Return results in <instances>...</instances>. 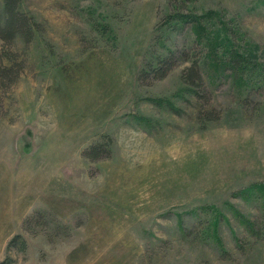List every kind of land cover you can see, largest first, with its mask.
I'll use <instances>...</instances> for the list:
<instances>
[{"label":"rangeland","instance_id":"374dc122","mask_svg":"<svg viewBox=\"0 0 264 264\" xmlns=\"http://www.w3.org/2000/svg\"><path fill=\"white\" fill-rule=\"evenodd\" d=\"M189 1H21L38 30L0 40L19 75L0 89V264H264V195L248 192L264 188L262 71L203 70L211 103L182 81L188 64L138 79L165 52L155 37L186 44L175 9L216 13L215 39L264 63V0ZM98 143L110 158L85 156ZM17 234L25 253L7 250Z\"/></svg>","mask_w":264,"mask_h":264},{"label":"trees","instance_id":"16d2710c","mask_svg":"<svg viewBox=\"0 0 264 264\" xmlns=\"http://www.w3.org/2000/svg\"><path fill=\"white\" fill-rule=\"evenodd\" d=\"M22 0H3L4 10L0 18V40L6 44L12 45L18 38H22L25 42L30 43L38 30V23L33 22V18L21 11ZM172 5L176 6L180 0H170ZM184 3H189V0H182ZM187 12H178L168 16L166 19L170 28H173L177 33L184 32L187 36V41L184 46L180 47H167L164 42H160L159 37H155V46L159 44L165 48L162 55H156L141 71L139 74V81L141 83L147 82L152 85L155 82L166 79L176 68L181 64H188L182 74V81L190 90L195 98L207 99L211 103V92L204 79L203 70L209 74L213 72V67L218 68L222 74L234 75L239 78V75L246 74L251 71L256 73L258 70L262 71L257 73L253 84L259 85V91H264V63L254 60L249 53L250 49H246L240 45H230L228 42H223L218 39L207 25L212 26V21L217 17L214 12H208L204 15H198L193 11L186 9ZM99 26V25H98ZM100 27V26H99ZM108 31V27H104ZM230 35L234 36L235 32L229 31ZM228 36V39H229ZM218 38V39H215ZM5 56V55H3ZM11 65L6 63V60L0 56V89H2V82L8 78H13L12 73L17 74L15 79H18V73L14 69L12 62ZM14 79V80H15ZM180 113L178 109H172ZM204 120L213 122L220 119V115L216 113H200ZM205 123L203 124V126ZM112 155L107 144L98 143L93 145L85 152V156L95 161L99 159L110 158ZM253 188L248 191L250 193H258L264 195V188ZM257 189V190H255ZM253 190H255L253 192ZM235 214L240 217L238 210ZM44 215L37 213L35 216L28 220L33 221L34 218ZM242 218V216H241ZM245 225H248L253 231L255 226L248 223L246 219L241 220ZM28 249L27 240L23 235H15L9 242L7 250L25 253ZM1 264H16V260L11 256L1 262Z\"/></svg>","mask_w":264,"mask_h":264}]
</instances>
